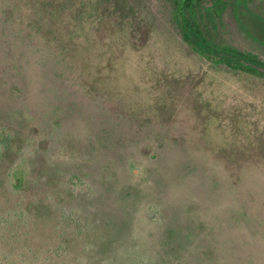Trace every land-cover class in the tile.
<instances>
[{
	"label": "rangeland",
	"instance_id": "374dc122",
	"mask_svg": "<svg viewBox=\"0 0 264 264\" xmlns=\"http://www.w3.org/2000/svg\"><path fill=\"white\" fill-rule=\"evenodd\" d=\"M193 4L208 43L264 64V0ZM177 19L0 0V264H264V74Z\"/></svg>",
	"mask_w": 264,
	"mask_h": 264
},
{
	"label": "trees",
	"instance_id": "16d2710c",
	"mask_svg": "<svg viewBox=\"0 0 264 264\" xmlns=\"http://www.w3.org/2000/svg\"><path fill=\"white\" fill-rule=\"evenodd\" d=\"M175 5H178V16L179 23H181V29L183 32V36L188 39L193 45L195 44L198 49L205 54H215L221 61H224L228 65L238 68H246L257 72L259 74H264V72L254 68V65L261 66L264 64L257 61L256 59L249 57L239 51L232 50L229 48H219L211 43L207 42V37L200 33V28L197 26L195 20L192 21L190 19L191 11L193 12L191 15L194 16L195 10L193 7V0H173ZM182 12L184 15L182 16ZM176 20V21H177ZM204 28L205 24H203ZM205 33H208V30L205 29ZM202 39V40H201ZM261 43L264 44V38L261 39ZM194 45V46H195ZM195 46V47H196ZM11 145V140H8L7 136L4 138L3 147L1 149L4 154L9 150ZM18 181H20L18 177Z\"/></svg>",
	"mask_w": 264,
	"mask_h": 264
}]
</instances>
